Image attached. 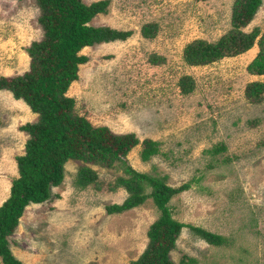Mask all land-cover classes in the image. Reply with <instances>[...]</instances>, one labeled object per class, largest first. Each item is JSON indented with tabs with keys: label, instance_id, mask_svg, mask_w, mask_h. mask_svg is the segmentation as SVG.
<instances>
[{
	"label": "rangeland",
	"instance_id": "374dc122",
	"mask_svg": "<svg viewBox=\"0 0 264 264\" xmlns=\"http://www.w3.org/2000/svg\"><path fill=\"white\" fill-rule=\"evenodd\" d=\"M109 1L108 12L90 24L133 34L81 51L89 60L68 90L76 113L94 126L159 142V155L142 161L139 145L124 159L127 165L172 187L190 182L168 204L173 219L230 239L213 246L183 228L170 253L173 264L184 257L194 258L193 264H264V93L260 99L246 95L248 85L264 82L248 70L264 33V1L245 25L232 21L233 0ZM40 15L36 0H0V78L29 70L27 49L44 38ZM148 27L154 31L146 38ZM252 32L259 36L244 53L200 66L183 58L197 40L230 42L232 35ZM37 120L27 104L0 91V206L19 177L16 158L29 139L21 127ZM83 167L97 174L84 187ZM119 177H132L121 162L69 161L64 181L52 189L56 197L26 207L8 237L12 252L24 264H134L161 213L149 197L108 214L107 206L129 197ZM143 191L153 188L145 183Z\"/></svg>",
	"mask_w": 264,
	"mask_h": 264
},
{
	"label": "trees",
	"instance_id": "16d2710c",
	"mask_svg": "<svg viewBox=\"0 0 264 264\" xmlns=\"http://www.w3.org/2000/svg\"><path fill=\"white\" fill-rule=\"evenodd\" d=\"M232 21L235 25L250 22L264 0H233ZM41 15L38 19L44 31L41 41L33 42L27 49L30 68L21 75L0 78V91L10 92L14 99L27 104L38 115L35 123L21 127L29 135L25 154L16 158L19 177L12 182L10 196L0 206V264H24L12 252L8 237L15 231L26 207L42 204L56 197L52 189L64 181L65 165L71 160L100 163L111 167L116 162L125 166L132 177H119L118 182L129 191L122 204L106 207L108 214H118L138 207L149 198L160 210V217L148 231L149 243L134 264H173L170 253L183 228H190L210 245L223 246L229 238L212 233L201 227L181 223L172 217L169 207L171 198L190 188L186 182L172 187L163 179L139 173L124 160L141 145L140 157L148 161L160 154V143L152 139L140 140L135 133H115L108 126H94L75 111V99L68 96L72 83L79 80V67L89 58L81 51L102 43L126 41L132 31L109 26H92L90 22L98 14L108 12L109 0L85 4L82 0H36ZM153 27L144 30L143 36L151 37ZM259 34L240 33L217 42L197 40L187 45L183 58L192 66L208 65L230 54H241L253 48ZM260 48L249 64L250 73L264 76V33L258 41ZM158 62L156 55L151 57ZM157 60V61H155ZM180 87H184L183 82ZM264 82L248 85L246 95L260 99ZM224 147L214 150L221 151ZM82 187L97 179L89 167L80 172ZM153 191L144 193L143 184ZM196 260L184 257L181 264H193Z\"/></svg>",
	"mask_w": 264,
	"mask_h": 264
}]
</instances>
